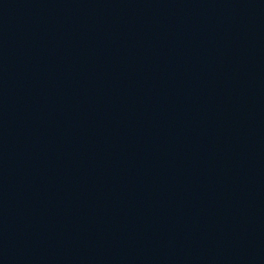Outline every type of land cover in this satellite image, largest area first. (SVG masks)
Returning a JSON list of instances; mask_svg holds the SVG:
<instances>
[{
    "label": "water",
    "instance_id": "95a60500",
    "mask_svg": "<svg viewBox=\"0 0 264 264\" xmlns=\"http://www.w3.org/2000/svg\"><path fill=\"white\" fill-rule=\"evenodd\" d=\"M0 264H264V0H0Z\"/></svg>",
    "mask_w": 264,
    "mask_h": 264
}]
</instances>
